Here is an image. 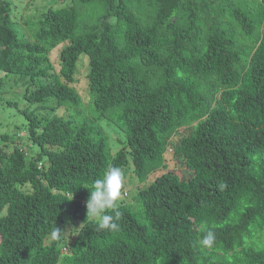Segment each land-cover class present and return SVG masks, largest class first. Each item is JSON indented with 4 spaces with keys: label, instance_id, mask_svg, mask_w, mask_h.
I'll use <instances>...</instances> for the list:
<instances>
[{
    "label": "trees",
    "instance_id": "16d2710c",
    "mask_svg": "<svg viewBox=\"0 0 264 264\" xmlns=\"http://www.w3.org/2000/svg\"><path fill=\"white\" fill-rule=\"evenodd\" d=\"M72 2L46 8L24 39L0 0V85L22 78L38 104L21 110L37 152L0 146V264H264V0ZM103 120L124 135L115 153ZM168 149L190 178L165 170ZM129 164L139 184L155 178L122 190L118 231L100 229L90 189Z\"/></svg>",
    "mask_w": 264,
    "mask_h": 264
},
{
    "label": "rangeland",
    "instance_id": "374dc122",
    "mask_svg": "<svg viewBox=\"0 0 264 264\" xmlns=\"http://www.w3.org/2000/svg\"><path fill=\"white\" fill-rule=\"evenodd\" d=\"M11 5L10 17L12 20L11 26L16 30L19 37L24 39H31L32 29L30 25L36 22L41 13L48 8L52 7H69L73 4L72 0H9ZM82 14L92 17V11H85ZM58 49H54L50 55L54 66L57 60ZM87 57L81 56L77 63L76 69V82L74 84L75 90L82 98L84 105V112L88 111V101L90 94L88 93L87 84L85 80V69L88 71V65H86ZM55 69L57 67L55 66ZM4 77V73L0 72V78ZM1 81V80H0ZM26 81L22 78L5 79L2 85H0V146L5 145L12 147L19 145L28 147L30 152H37V146H31L30 141L27 139V125L28 120L21 110L26 112L33 111L38 104H29L24 99ZM88 93V94H87ZM53 103L51 100L44 102V105L48 107ZM59 115H64L66 110L60 108L57 111ZM36 116H48L50 114L49 109L40 108L35 110ZM102 125L108 135L111 153L122 146L124 141L123 133L108 120L101 121ZM191 126H182L175 130L171 135V138L175 141L180 140L183 136L189 135ZM31 147V148H30ZM170 148V147H169ZM167 165L165 170L175 173L179 178L186 180L191 177L192 172L189 171L181 158H177L174 155V151L167 150L165 154ZM129 164V167L122 173L124 175L123 191H127L128 196H133L139 187H146L154 178L155 173L150 175L143 184H139L137 178L132 171L133 166ZM132 167V168H131ZM121 198H123L121 196ZM124 203L131 204L130 198L125 197L121 199ZM95 218V217H94ZM98 219V218H95Z\"/></svg>",
    "mask_w": 264,
    "mask_h": 264
},
{
    "label": "clouds",
    "instance_id": "9594fccd",
    "mask_svg": "<svg viewBox=\"0 0 264 264\" xmlns=\"http://www.w3.org/2000/svg\"><path fill=\"white\" fill-rule=\"evenodd\" d=\"M124 175L118 167L108 168L103 177L94 181L90 196L87 200V215L99 219L98 227L110 231H118L119 225L115 222L121 216L118 209V201L122 195ZM86 187V186H85ZM88 188V187H87ZM108 210H113L115 216L106 214ZM61 230L57 227L52 235L59 238ZM216 242V234L205 227L200 245L203 248H212Z\"/></svg>",
    "mask_w": 264,
    "mask_h": 264
}]
</instances>
